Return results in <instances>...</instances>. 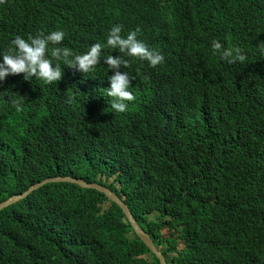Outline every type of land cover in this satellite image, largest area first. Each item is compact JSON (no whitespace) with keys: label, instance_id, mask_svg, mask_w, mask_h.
<instances>
[{"label":"trees","instance_id":"obj_1","mask_svg":"<svg viewBox=\"0 0 264 264\" xmlns=\"http://www.w3.org/2000/svg\"><path fill=\"white\" fill-rule=\"evenodd\" d=\"M115 24L164 56L156 67L128 58L125 112L104 95L115 49L88 75L61 64L55 84L0 82V202L80 178L116 194L167 264H264V0H6L0 52L17 35L63 30L60 46L83 54ZM214 40L247 61L221 60ZM157 111L162 136L129 139ZM0 264L159 260L102 194L48 182L0 211Z\"/></svg>","mask_w":264,"mask_h":264},{"label":"clouds","instance_id":"obj_2","mask_svg":"<svg viewBox=\"0 0 264 264\" xmlns=\"http://www.w3.org/2000/svg\"><path fill=\"white\" fill-rule=\"evenodd\" d=\"M6 0H0V5ZM140 29L128 31L121 35L122 27L115 24L110 27L103 42L93 43L83 54H75L69 48L60 46L65 33L63 30H54L48 33H37L26 38L19 35L13 37L7 48L0 52V82L9 75L20 74L25 81L34 78L50 85L61 78V64L74 67L77 71L88 75L93 73L102 57V49H115L119 55L103 57L107 70L109 86L104 95L111 98V108L115 112L123 113L128 103L134 100L131 90L133 77L126 71L130 59L147 62L149 67H156L164 62V56L158 49L149 48L138 39ZM259 52L264 56V42L257 45ZM214 55L230 65L247 61L246 51L239 46L224 48L220 41L214 40L211 44ZM135 101V100H134ZM19 111V101L13 100ZM164 119L161 112L149 115L146 123L128 126L129 139L142 140L145 137L158 139L165 131Z\"/></svg>","mask_w":264,"mask_h":264},{"label":"water","instance_id":"obj_3","mask_svg":"<svg viewBox=\"0 0 264 264\" xmlns=\"http://www.w3.org/2000/svg\"><path fill=\"white\" fill-rule=\"evenodd\" d=\"M48 182H71V183L78 184L83 188L93 189L94 191L102 194L107 199V201L115 204V206L121 211L127 223L129 224V226H131L133 233L149 249L151 254L159 260V264H167L160 249L157 248L154 241L151 239L150 234L146 233L141 228V226L138 223H136V221L130 214L128 208L126 207V204H124L123 201L116 194L111 192L109 189L104 188L96 183H88L84 179L74 178L71 176H57V177L46 178L40 182H37L31 185L27 191L17 194V195H12L8 197L7 199L3 200L2 202H0V211H2L3 209L9 206H12V204L27 197L31 193V191L41 187L43 184L48 183Z\"/></svg>","mask_w":264,"mask_h":264},{"label":"rangeland","instance_id":"obj_4","mask_svg":"<svg viewBox=\"0 0 264 264\" xmlns=\"http://www.w3.org/2000/svg\"><path fill=\"white\" fill-rule=\"evenodd\" d=\"M170 257H171V255L168 256V258H170ZM148 259H149L150 261H153L152 257H148Z\"/></svg>","mask_w":264,"mask_h":264}]
</instances>
